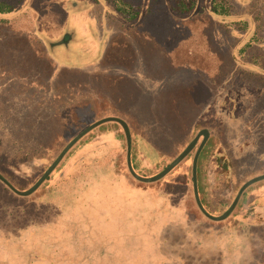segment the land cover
I'll return each instance as SVG.
<instances>
[{
  "label": "trees",
  "instance_id": "obj_1",
  "mask_svg": "<svg viewBox=\"0 0 264 264\" xmlns=\"http://www.w3.org/2000/svg\"><path fill=\"white\" fill-rule=\"evenodd\" d=\"M90 1L102 10L107 19L120 24L122 29L113 31L111 42L105 49L101 47L96 55H93L94 52L78 62H62V65L56 66L58 56L49 57L48 64L54 72L55 84L61 80L66 90L59 93V88L56 87L54 91L55 99L62 103L56 113L58 127H53L50 132L37 131L36 140L35 131H32L30 125L18 133V130H7L2 123L3 110L0 111V174L19 190L31 187L74 136L88 125L107 116L122 118L128 124L131 133L132 167L138 175L149 177L150 175L145 176L148 169L157 167V172L163 170L202 128L208 129V140L212 130L221 134L219 119L208 112L213 110L216 98L223 92V102L229 99V94L225 91L229 84L234 85L239 80L240 91L252 93L258 91L255 90L258 87L264 91V13L261 10L264 0L254 8L252 4L248 10H237L235 0ZM32 2L33 0H0V29L8 25L12 29L26 28V25L28 29L35 28L39 10L33 9ZM236 2L248 5L247 0ZM197 21L203 26L207 23L204 31L201 30L202 35L191 32L193 36L196 35L194 39L199 43L193 46L187 43L183 45L185 38L192 36L188 35V26ZM160 27L167 32L165 39L157 36ZM223 30L236 39L225 53L217 50L211 38L215 39L217 32L224 34ZM179 32L183 34L181 38ZM140 33L144 35L138 37ZM199 35L203 37L202 41ZM126 46H131L133 52L128 62L108 57L109 52ZM148 49L153 56L165 58L166 63L161 67L167 71L186 67L197 72L194 81L189 85H181L180 88L168 87L169 89L160 93L159 106L150 111L155 116L153 119L148 118L147 113L137 112L139 99L123 95L120 88L124 84L138 88L132 75L136 67L139 69L138 59H145ZM120 65L124 67L121 68ZM64 70L67 71L66 74ZM260 108L264 109V102ZM159 128L164 130L159 137L162 141L160 143L153 133V129ZM103 138L101 143L100 139ZM207 142L198 157L197 176L200 172L206 187H212L204 175L209 161L215 164L218 162L223 171L229 170L232 164L231 161L216 157L220 142L213 146H207ZM77 151L79 155L74 157L76 162L65 165ZM190 154L163 178L155 182H141L127 168L126 139L122 127L117 122L103 123L85 134L67 151L53 170L60 171L61 177L51 180L49 175L32 195L18 196L0 181V224H5V221H23L22 224L31 222L41 214L37 203L47 195L53 197L52 193L55 192L58 197L62 196L60 202L67 205L69 197L72 201L75 197L80 200L84 197L83 181L88 180L90 183L93 179L94 182H99V179L109 177L124 181L133 193L130 206V201L125 204L128 207L127 212L118 215L115 239L127 240L129 245L131 241L136 242L134 240L137 238L153 239L148 234L150 228L157 224L158 228L163 226L162 235L169 241V249L157 252L163 264H236L233 252L220 249L215 256L211 253L216 244L212 229L217 224H184L186 220L179 224L180 206L186 210L188 220L214 222L200 212L193 190L187 199L179 197L181 183L184 181L178 179L177 167ZM35 160L41 162L37 164ZM28 162L27 166L37 169L34 174L25 175L14 169ZM37 165L39 168L35 167ZM190 167L186 182L192 184ZM81 168H84L83 172ZM55 184L65 187V193L61 191L58 194L52 186ZM177 185L179 189L176 188ZM240 186L241 184L236 188L228 206ZM93 193L92 190L91 195ZM237 205L231 214L238 211ZM23 209L25 212L32 211L23 215ZM79 210L76 213L80 216ZM245 212L243 210L241 214ZM79 223L83 224L81 221ZM122 224L141 227L142 231L134 229L128 232L129 229ZM5 227L0 226L1 239Z\"/></svg>",
  "mask_w": 264,
  "mask_h": 264
},
{
  "label": "rangeland",
  "instance_id": "obj_2",
  "mask_svg": "<svg viewBox=\"0 0 264 264\" xmlns=\"http://www.w3.org/2000/svg\"><path fill=\"white\" fill-rule=\"evenodd\" d=\"M236 1L237 10H248L252 4L253 8L261 5L262 0H247V6ZM31 6L34 10H39L35 20L37 25L35 35L39 39L40 55L43 59L35 57V49L31 43L24 41L9 29H0V111L3 110L2 123L7 130H18V133L30 125L32 131H35L34 138L38 140L37 131L50 132L53 127H58L56 113L62 103L55 99V88H59L57 91L59 93L66 91L61 80L55 84L54 72L48 64L49 57L58 56L56 66H60L62 62H78L94 52L93 55H96L101 47L105 49L111 42L113 31L122 27L116 21L107 19L102 10L90 0H33ZM261 10L264 13V6ZM206 24L203 26L197 21L185 30L188 31V35L191 32L202 35L201 30L204 31ZM166 33L161 28L157 36L165 39ZM141 35L144 33L138 34V37ZM180 36L183 34L179 32V38ZM195 36L185 38L183 45L187 43L193 46L199 43L194 39ZM216 36L215 39L211 38L217 50L222 53H225L228 46L233 45L236 40L226 32L224 34L217 32ZM200 40H203L202 36ZM147 51L145 59H138L139 69L136 67V73L132 75L139 89L126 84L120 85V88L123 95L139 99L140 106L137 112L147 113L146 116L153 119L155 116L150 111L159 106L160 93L170 87L180 88L181 85H189L194 81L197 72L186 67L167 71L161 67L166 63L165 58L153 56L149 49ZM132 53L131 46H126L109 52L108 57L128 62ZM66 72L64 70L65 74ZM32 81L36 85H32ZM235 82L225 89L229 99L223 102L225 101L223 92L216 98L213 110L208 112L219 119L222 132L217 134L212 130L207 146L220 142L216 157L231 161L232 164L229 170L223 171L218 162L215 164L209 161L210 164L204 169V175L212 187H206L200 172L197 176L199 196L212 215H220L229 207L230 199L240 184L264 174V109L260 108L264 102V91L258 87L255 89L258 91L245 93L243 90L240 91L239 80ZM163 131L162 128L153 129L159 143L162 142L159 137ZM103 141L104 138L100 139L101 143ZM195 151L196 147L177 167V177L184 181L181 183L182 189L185 190L182 191L183 194L188 191L191 194L193 190L192 184L186 182V176L189 175L190 165V171L192 170ZM78 155L79 152H75L65 165L76 162L75 156ZM29 162L14 169L25 175L34 174L37 169L27 166ZM35 162L38 164L41 161ZM35 167L39 168V165ZM83 170L84 168H81V172ZM157 171V167L150 168L145 176H151ZM59 172H51V180L60 178ZM96 181L91 179L92 184L88 180L82 182L85 194L81 200L75 197L72 201L69 197L68 204L64 205L60 202L62 196L59 198L53 192V197L47 195L37 203L41 214L33 221L25 224H22L23 221L21 224L5 221V224H0L1 227L6 226L3 238H0V264H163L157 255V252L169 249V241L162 235L163 226L158 228L156 224L150 228L148 235L154 237L153 239L137 238L134 240L136 242L131 241V245L122 238L115 239L118 215L127 212L128 207L125 204L130 201L133 193L124 181L118 179L106 177L99 179V182ZM52 186L58 194L61 191L65 193V187L58 184ZM176 188L179 189V185ZM253 196L255 198L259 196L257 201L263 200L260 198H264V179L249 185L240 197L237 210H246L242 216L244 219L237 217L236 214L239 213L237 212L215 223L204 219V224H217L222 227L228 224V229L225 228L220 237L222 240L228 238V241H233L236 248L241 250L240 263L248 252L244 264H264V224H248L257 220L264 223V200L255 204ZM130 204L131 201L128 206ZM248 205L252 207L245 209ZM78 209L80 216L76 213ZM31 211L25 212L23 209L22 213L27 215ZM80 221L83 224H80ZM233 221H239L241 226L230 228ZM122 225L129 229L128 232L134 229L141 230V227L132 224ZM217 252L215 248L212 254L215 256Z\"/></svg>",
  "mask_w": 264,
  "mask_h": 264
},
{
  "label": "water",
  "instance_id": "obj_3",
  "mask_svg": "<svg viewBox=\"0 0 264 264\" xmlns=\"http://www.w3.org/2000/svg\"><path fill=\"white\" fill-rule=\"evenodd\" d=\"M106 122H117L120 124L124 131L125 139H126V163H127V168L130 172V174L137 180L141 182H155L162 177H164L169 171H171L178 163H180L195 147L197 144L199 138L202 136V140L198 144L196 151L194 153L193 159H192V188H193V195L194 199L196 202V205L198 206L199 210L202 212V214L207 217L210 220L213 221H222L225 218H227L234 208L236 207L243 191L251 184L254 182H257L259 180L264 179V174H261L259 176H256L254 178H251L244 182L241 187L239 188L236 196L234 197L233 201L229 205V207L220 215H212L209 213L204 206L202 205L198 193V187H197V162H198V157L200 155V152L205 145L208 136H209V131L206 128L201 129L196 136L185 146V148L179 153V155L170 163L168 164L163 170L158 172L157 174L149 177H144L138 175L131 163V133L128 124L119 117L116 116H107L104 118H101L94 123L88 125L86 128H84L82 131H80L76 136H74L60 151V153L56 156V158L53 160V162L49 165V167L43 172V174L37 179V181L28 189L26 190H19L15 188L2 174H0V181L3 182L12 192L19 196H28L32 194L43 182L44 180L50 175V173L54 170V168L58 165L60 160L63 158V156L67 153V151L80 139L82 138L85 134H87L89 131L92 129L96 128L97 126L106 123Z\"/></svg>",
  "mask_w": 264,
  "mask_h": 264
},
{
  "label": "crops",
  "instance_id": "obj_4",
  "mask_svg": "<svg viewBox=\"0 0 264 264\" xmlns=\"http://www.w3.org/2000/svg\"><path fill=\"white\" fill-rule=\"evenodd\" d=\"M26 23H29V22H26ZM26 26H27L26 28H22L21 27V28H16V29L14 28V29H12L11 26L8 25V27H3V29H9L10 31L16 33L24 41L31 43L32 46H33V48L35 49V57H38V59H39V57H40L39 39L35 35V28L32 27V29H28V25H26ZM23 29L26 30V31H24ZM23 35H25V37H22ZM177 84H179V83H177ZM32 85H36V83L34 81H32ZM182 191H185V190L181 189V191H179V197H182L183 199H187L188 197H190V194H189V191L188 190H186V191H188V193H186V194H183ZM258 199H259V196H256V198H255V196H253V203H255V204L256 203H262L261 201L264 200L263 197L260 198V199H263L261 201H257ZM200 201H201V199H200ZM201 203H202V201H201ZM180 207H179V224H183V221H185V220H186V222L184 224H198V223L204 224L205 223V221H202V220H197V221L188 220L187 219V216H186V214H187L186 210L184 211V208H180ZM249 207H252V206L251 205H248L245 209H247ZM240 211H243V210H238V211L235 210V212L233 214L239 212L238 214H236V216L242 218L243 214H241ZM233 214H231V216H233ZM242 219H244V218H242ZM235 220H238V219H235ZM215 222H218V221H214L213 223H215ZM232 223L233 224H231L230 228H232V227H235L236 228L238 225L241 226V224H239V221H237V222L236 221H233ZM253 223L259 224V225L260 224H264L263 222H259L258 220L256 222H251V221L248 222V224H253ZM216 226H217L216 228L214 227V229H212V231H213L212 232L213 233L212 235L214 236L215 242H216L215 246H213L214 247L213 249H215V248L217 250L224 249V250H227L229 253H232L233 252L232 255H234L235 258H236V260H237V263L236 264H244V262H245L244 259L247 258L248 252H247V255L242 258V263H240V259H241L240 258V255H241V252L240 251L241 250H238L236 248V246H235V244H234L233 241H228L229 240L228 238H226L225 240H222V238L220 237V235L223 234V231L225 230V228L228 229V224H225V227L218 226V225H216ZM217 237H218V239H217ZM262 262H263V259H262Z\"/></svg>",
  "mask_w": 264,
  "mask_h": 264
},
{
  "label": "flooded vegetation",
  "instance_id": "obj_5",
  "mask_svg": "<svg viewBox=\"0 0 264 264\" xmlns=\"http://www.w3.org/2000/svg\"><path fill=\"white\" fill-rule=\"evenodd\" d=\"M202 129H203V128H202ZM199 131H200V130H199ZM199 131H198V132H199ZM198 132H197V133H198ZM197 133H196V134H197ZM196 134H195V136H196ZM195 136H194V137H195ZM194 137H193V138H194ZM209 137H210V133H209L208 138H209ZM193 138H192V139H193ZM201 140H202V136L200 137L199 141H198L197 144L195 145L196 148H197V146H198V144H199V142H200ZM207 140H208V139H207ZM206 142H207V141H206ZM205 144H206V143H205ZM204 146H205V145H204ZM204 146H203V147H204ZM181 176H182V175H181Z\"/></svg>",
  "mask_w": 264,
  "mask_h": 264
}]
</instances>
